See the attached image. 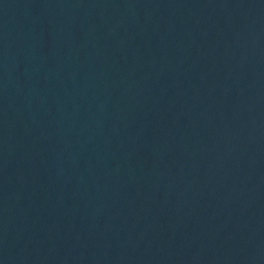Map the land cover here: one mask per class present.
<instances>
[{
  "label": "water",
  "instance_id": "obj_1",
  "mask_svg": "<svg viewBox=\"0 0 264 264\" xmlns=\"http://www.w3.org/2000/svg\"><path fill=\"white\" fill-rule=\"evenodd\" d=\"M0 264H264V0H0Z\"/></svg>",
  "mask_w": 264,
  "mask_h": 264
}]
</instances>
